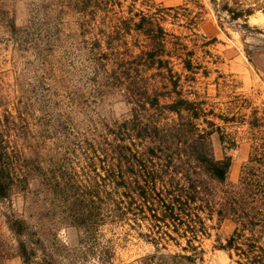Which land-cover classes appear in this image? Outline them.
Wrapping results in <instances>:
<instances>
[{"label":"trees","instance_id":"16d2710c","mask_svg":"<svg viewBox=\"0 0 264 264\" xmlns=\"http://www.w3.org/2000/svg\"><path fill=\"white\" fill-rule=\"evenodd\" d=\"M207 1L244 27L255 11H264V0ZM72 10L83 30L97 20L103 26L88 61L96 69L106 61L104 80L130 88V112L80 123L54 109L48 89L33 112L23 93L11 109H2L0 200L19 196L23 202L6 216L15 237L11 253L23 264H53L43 235L58 223L78 228L85 246L104 223L132 228L130 222H144L139 236L153 250L139 264H197L210 230L229 220L232 230L218 248L236 264H264V108L235 91L217 106L197 88H183L199 73L208 76L197 51L216 38L201 36L198 46L185 31L165 26L192 32L202 1L166 7L152 0H72ZM3 20L11 35L20 29L13 16ZM228 127L244 128L250 142L235 182L228 181L229 152L236 145ZM3 260L0 253V264Z\"/></svg>","mask_w":264,"mask_h":264},{"label":"rangeland","instance_id":"374dc122","mask_svg":"<svg viewBox=\"0 0 264 264\" xmlns=\"http://www.w3.org/2000/svg\"><path fill=\"white\" fill-rule=\"evenodd\" d=\"M201 1L204 10L192 32L172 23L165 24L169 32L185 31L189 38L197 40L198 46L203 42L201 36L216 38V42L200 46L197 51L200 62L209 70L208 76L199 73L194 81L184 83L183 88H197L217 106L235 91L264 108V11H255L247 19L248 26L244 27L243 21H229L224 14L216 13L207 0ZM152 2L168 7L180 5L182 0ZM139 6L138 3L136 7L142 8ZM1 12L14 17L20 28L14 35L5 28ZM77 17L72 10V0H0V113L3 108L11 109L22 93L27 102L34 104L33 112L40 107L41 95L48 89L55 100L54 109L71 120L73 117L77 122L87 123L128 116L130 103L126 90L130 88L120 87L113 79L104 80L102 67L106 61L99 69L88 61L90 48L96 39L103 38V26L97 20L83 30ZM135 40L134 36L132 42ZM201 50H209L212 55L203 54ZM35 115L30 118L34 130L37 128ZM226 130L236 142L229 152L232 164L228 173V181L235 182L248 156L250 142L244 128L228 127ZM212 147L215 156H220L221 148L215 135ZM22 204L19 196L12 197L11 201L0 200L2 264H23L11 253L15 237L6 223L8 212L20 209ZM130 224L132 228L125 222L104 223L97 228L95 240L82 246L78 228L58 223L44 232L45 252L53 264H139L138 258L151 253L153 247L139 236V232L145 231V223ZM232 227L231 221L223 220L210 230V236L203 242V260L197 264H236L218 248Z\"/></svg>","mask_w":264,"mask_h":264}]
</instances>
